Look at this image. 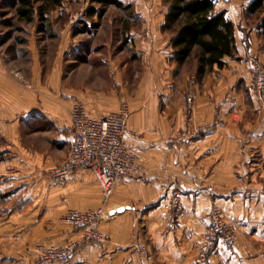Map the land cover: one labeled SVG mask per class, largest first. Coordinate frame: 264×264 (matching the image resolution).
<instances>
[{"label": "crops", "instance_id": "0c3cea01", "mask_svg": "<svg viewBox=\"0 0 264 264\" xmlns=\"http://www.w3.org/2000/svg\"><path fill=\"white\" fill-rule=\"evenodd\" d=\"M252 1L215 0L214 11L234 26V54L197 79L170 60L169 35L161 31L163 6L136 10L141 28L124 34L125 47L144 68L132 92L106 60L101 63L112 76L106 90L65 84L58 65L43 83L33 79L34 92L13 83L0 91V136L9 141V157L0 162V195L6 196L0 198V264H33L38 245L80 241L83 231L62 224V217L101 206L89 170L63 184L46 175L68 155L65 129L74 100L94 118L127 107L131 135L125 141L143 174L115 185L95 226L102 240L81 245L69 264H195L212 204L237 224L239 236L229 247L217 242L205 264H264V103L256 100L250 75L252 61L264 70V34L258 20L249 22L255 19L247 14ZM69 45L77 52L78 43L69 39ZM185 91L193 94L190 108L181 102ZM197 128L203 130L190 139L165 144ZM21 133H41L45 145L32 149L20 142ZM174 187L184 208L178 223L169 222L162 208Z\"/></svg>", "mask_w": 264, "mask_h": 264}, {"label": "rangeland", "instance_id": "374dc122", "mask_svg": "<svg viewBox=\"0 0 264 264\" xmlns=\"http://www.w3.org/2000/svg\"><path fill=\"white\" fill-rule=\"evenodd\" d=\"M119 1L130 6L128 13L114 7H103L91 0H64L62 10L53 12L48 23L34 21L24 24L14 18L12 0H0V91H8V84L13 83L25 91L34 92L37 84L33 83V79L43 83L44 78L58 65H61L65 84L78 83L80 86L106 90L112 84L108 67L101 63L106 60L124 75L126 90L132 92L144 68L138 59L134 60L133 49L125 47L124 34L141 28L136 10H161L163 3L162 0ZM90 8L95 15L87 18L84 14ZM6 20L13 26L5 27L2 22ZM255 20L250 19L249 22L255 23ZM82 21L96 27L91 28L89 33L74 34V30L81 28ZM69 39L78 43L77 52L68 47ZM183 69L190 78H198L193 58L183 65ZM18 138L36 150H41L46 140L41 133H21ZM6 142L9 141L0 136V150L5 149ZM0 153L4 159L9 157L6 149Z\"/></svg>", "mask_w": 264, "mask_h": 264}, {"label": "built area", "instance_id": "2783aa9c", "mask_svg": "<svg viewBox=\"0 0 264 264\" xmlns=\"http://www.w3.org/2000/svg\"><path fill=\"white\" fill-rule=\"evenodd\" d=\"M250 75L254 96L263 104L264 70L256 61L251 62ZM182 101L190 108L193 94L189 91L184 92ZM127 118L126 106L118 112L94 118L86 114L79 101L74 100L69 111L70 124L65 129L70 135L68 155L59 166L46 171V175L54 184H63L75 173L89 170L100 187L101 206L87 212L78 210L66 212L61 223L81 229L83 231L81 240L69 242L62 247L38 245L35 247L36 257L33 264H69L74 252L81 245L102 240V235L95 226L104 217V205L115 185L124 178L139 177L143 174L137 155L128 148L125 141L126 137L131 135L127 127ZM202 130L197 128L191 132L183 131L175 138L166 140L165 144L172 146L182 143ZM162 208L169 222H179L184 215L180 188H172ZM260 228L264 230V222L260 224ZM238 234L237 224L226 218L222 210L212 204L206 233L194 257V263H207L217 242L220 241L227 247L232 246ZM141 253L146 255L143 248Z\"/></svg>", "mask_w": 264, "mask_h": 264}, {"label": "trees", "instance_id": "16d2710c", "mask_svg": "<svg viewBox=\"0 0 264 264\" xmlns=\"http://www.w3.org/2000/svg\"><path fill=\"white\" fill-rule=\"evenodd\" d=\"M12 2L14 18L24 24L34 21L48 23L50 15L62 10L64 4V0H12ZM91 2L103 7H114L125 13L130 11V6L119 0ZM214 2L215 0H162L165 15L161 31L169 35L172 50L170 60L177 66H182L193 58L197 77L209 73L214 66L222 68V59L233 57L234 54V26L225 19L223 12L214 11ZM263 11L264 0H253L247 8V14L250 18L256 17L264 34V16L260 17ZM94 15L95 11L91 8L84 14L87 18ZM2 24L5 27L13 26L7 20ZM80 24L81 28L74 30V34L89 33L91 28L96 27L95 24L88 26L84 21ZM3 160L4 156L0 153V162ZM4 197L6 196L0 195V198Z\"/></svg>", "mask_w": 264, "mask_h": 264}]
</instances>
